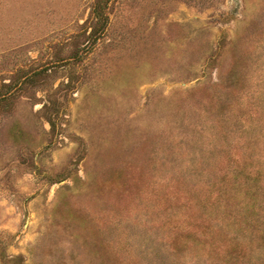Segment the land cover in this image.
Listing matches in <instances>:
<instances>
[{"label":"rangeland","instance_id":"1","mask_svg":"<svg viewBox=\"0 0 264 264\" xmlns=\"http://www.w3.org/2000/svg\"><path fill=\"white\" fill-rule=\"evenodd\" d=\"M0 264H264V0H0Z\"/></svg>","mask_w":264,"mask_h":264},{"label":"trees","instance_id":"2","mask_svg":"<svg viewBox=\"0 0 264 264\" xmlns=\"http://www.w3.org/2000/svg\"><path fill=\"white\" fill-rule=\"evenodd\" d=\"M100 13V12H99ZM99 13H97V14H99Z\"/></svg>","mask_w":264,"mask_h":264}]
</instances>
